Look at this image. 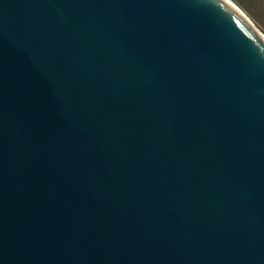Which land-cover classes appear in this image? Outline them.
<instances>
[{
  "label": "water",
  "instance_id": "obj_1",
  "mask_svg": "<svg viewBox=\"0 0 264 264\" xmlns=\"http://www.w3.org/2000/svg\"><path fill=\"white\" fill-rule=\"evenodd\" d=\"M0 264H264V38L227 0H0Z\"/></svg>",
  "mask_w": 264,
  "mask_h": 264
},
{
  "label": "rangeland",
  "instance_id": "obj_2",
  "mask_svg": "<svg viewBox=\"0 0 264 264\" xmlns=\"http://www.w3.org/2000/svg\"><path fill=\"white\" fill-rule=\"evenodd\" d=\"M264 33V0H234Z\"/></svg>",
  "mask_w": 264,
  "mask_h": 264
},
{
  "label": "bare ground",
  "instance_id": "obj_3",
  "mask_svg": "<svg viewBox=\"0 0 264 264\" xmlns=\"http://www.w3.org/2000/svg\"><path fill=\"white\" fill-rule=\"evenodd\" d=\"M227 1H229L236 9H238L244 15V17L251 23V25L259 32V34L264 38V33L257 27V25L246 14V12L234 0H227Z\"/></svg>",
  "mask_w": 264,
  "mask_h": 264
}]
</instances>
